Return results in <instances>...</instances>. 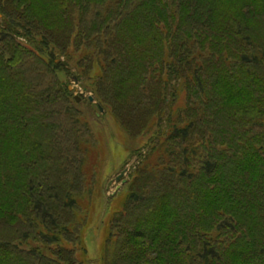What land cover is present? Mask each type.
I'll return each instance as SVG.
<instances>
[{
  "label": "trees",
  "instance_id": "trees-1",
  "mask_svg": "<svg viewBox=\"0 0 264 264\" xmlns=\"http://www.w3.org/2000/svg\"><path fill=\"white\" fill-rule=\"evenodd\" d=\"M69 74L150 133L102 264H264V0H0V264H84Z\"/></svg>",
  "mask_w": 264,
  "mask_h": 264
},
{
  "label": "rangeland",
  "instance_id": "rangeland-1",
  "mask_svg": "<svg viewBox=\"0 0 264 264\" xmlns=\"http://www.w3.org/2000/svg\"><path fill=\"white\" fill-rule=\"evenodd\" d=\"M62 61L65 60L61 56ZM71 71L76 68L70 64ZM31 74L32 71H31ZM61 78L72 91V96H78L82 105L79 107L81 120L88 125L85 141L80 145L78 157L82 158V171L86 181L92 186L89 196L80 199L81 214L84 216L82 230V244L85 254L82 255L84 264H102L100 260L101 249L107 235L108 223L113 214L120 210L127 196L126 184L130 174L134 173L143 160L145 146L149 135L137 137L129 136L115 120L109 109H97L95 100L87 103V97L93 95L85 81H79L69 74ZM175 107H182L184 95L178 94ZM152 133V131H151ZM153 158L149 161H152ZM147 161V160H146ZM145 162V161H143ZM141 165V164H140ZM139 165V166H140ZM118 180L116 177L122 173Z\"/></svg>",
  "mask_w": 264,
  "mask_h": 264
},
{
  "label": "water",
  "instance_id": "water-1",
  "mask_svg": "<svg viewBox=\"0 0 264 264\" xmlns=\"http://www.w3.org/2000/svg\"><path fill=\"white\" fill-rule=\"evenodd\" d=\"M70 89V88H69ZM70 94H72V91H70ZM75 99H76V101H79V97L78 96H75ZM92 98L91 97H89V100H91ZM126 171V169L124 170V171H122V173H120V175H118L117 177H116V180H118L119 178H120V176H122L123 174H124V172Z\"/></svg>",
  "mask_w": 264,
  "mask_h": 264
}]
</instances>
